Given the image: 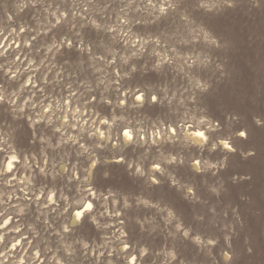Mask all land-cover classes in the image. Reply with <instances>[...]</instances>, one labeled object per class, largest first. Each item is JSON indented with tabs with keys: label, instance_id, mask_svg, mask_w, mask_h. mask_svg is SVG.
Segmentation results:
<instances>
[{
	"label": "rangeland",
	"instance_id": "rangeland-1",
	"mask_svg": "<svg viewBox=\"0 0 264 264\" xmlns=\"http://www.w3.org/2000/svg\"><path fill=\"white\" fill-rule=\"evenodd\" d=\"M170 2L161 11L164 0H0V96L20 93L0 101L12 144L0 135V261L10 252L5 264H65L71 252L72 264H225L230 245L239 264H264V6L240 0L208 18ZM181 126L182 137L211 126L229 143L246 127L254 155L226 156L213 135L215 148L189 152L172 139ZM123 131L140 142L126 144ZM177 152L218 167L187 178L162 163L174 182L157 188L153 163ZM187 218L217 244L178 243L174 225Z\"/></svg>",
	"mask_w": 264,
	"mask_h": 264
},
{
	"label": "snow or ice",
	"instance_id": "snow-or-ice-1",
	"mask_svg": "<svg viewBox=\"0 0 264 264\" xmlns=\"http://www.w3.org/2000/svg\"><path fill=\"white\" fill-rule=\"evenodd\" d=\"M225 2L227 4L228 0H225ZM164 3H165V8H162L161 9L162 11H167V9L174 8L176 6L173 2H170V0H164ZM204 3H208V0H204ZM231 3L234 6L239 7L240 0H231ZM192 6H198V5L195 4L194 0H188L186 7H192ZM262 6H264V5H262ZM184 19H187V17H185ZM213 43H215V41H213ZM193 87L200 89L201 92H203V90H204V85H202V84L196 83L193 85ZM134 99L141 101L142 103L145 102L143 93H141L140 95H135ZM0 101H3V97H0ZM147 103H152V104L159 103L158 95H154L152 93H149L147 96ZM104 123L107 124V121H104ZM188 127L191 128L193 126L188 125ZM182 129H183V126L180 127L179 131L177 128H172L171 129V132L173 134L172 139H174V140L175 139H182L183 137L179 134L180 131H182ZM257 129L264 132V116L261 117L260 123L257 124ZM190 133L194 134L195 137L198 138L194 142L198 143V142H200V140H203V142L208 143L209 146H212V142L209 141V135H213V140L215 141V143L217 145L222 146V150L224 151V154L226 156H231L232 154H239L240 149H243V151L245 153H248V155L250 157L254 155L253 153L248 152V147H245V143L248 142L249 137L251 135V131L248 130L246 127H238L236 129V131L233 133L232 143H229L227 138L217 139L216 136L213 134V130H212L211 126L207 127V129L205 128V130H203V131L194 129ZM124 135L130 136L132 140L134 139L132 133H130L129 131H123V136ZM153 143H155V141ZM173 151H175V149H173ZM192 151L195 152V149H193ZM164 160L168 161V163L165 164V167H167V165H171L172 170L176 171L178 175L186 176L187 178H190L195 173L203 172L205 169H211V168L218 167V165H211L207 161L202 162V158H195L194 156H191L189 153H185L184 158H180L179 152H177L176 155H173L170 157H165ZM164 160L153 163V168L155 169L156 175L149 177L150 182L153 185L157 186V188H159L161 181L164 182L165 186H167L169 183L174 182V180H170L165 175V172L161 168V164L164 163L163 162ZM118 163H120V164L124 163V157L123 156L120 157V161ZM113 168L115 169L116 165H113ZM104 171L105 170L103 168H97L98 180L102 181ZM136 171H138V170L136 169ZM139 171H140V169H139ZM141 173H143V172H141ZM141 176H143V175H141ZM156 176H159V179H156ZM102 182H104V181H102ZM185 190L191 194L190 199H192V200L197 199V193L193 192L192 187L185 186ZM211 191L215 192V189L213 188V189H211ZM201 195H202V193H201ZM88 208L91 209L92 205L89 204ZM77 215H80V213H77ZM207 215H208L207 213L204 214L205 220L207 218ZM183 225H184L183 227H181L180 225H174L177 229V236L180 238L178 243L182 242L184 244H190V242L195 240L196 244L202 245L205 248L210 246V245L214 246L217 244V240H216L215 236H212L210 239L201 240L200 235H206V233L204 232V226L197 228L196 222L191 220L190 218L185 219L183 222ZM189 227L191 228L190 231L185 230L186 228H189ZM221 241H223V237H221ZM226 247H227V250L223 252V261L227 262V264H239L238 259L235 258L236 250H234L231 246H226ZM246 251L248 252V249H246ZM252 251L254 252V249H252ZM229 253H232V255H229ZM142 254L147 255L146 253H142ZM133 259L135 260L136 257H133ZM146 264H147V261H146ZM177 264H179L178 260H177Z\"/></svg>",
	"mask_w": 264,
	"mask_h": 264
},
{
	"label": "clouds",
	"instance_id": "clouds-1",
	"mask_svg": "<svg viewBox=\"0 0 264 264\" xmlns=\"http://www.w3.org/2000/svg\"><path fill=\"white\" fill-rule=\"evenodd\" d=\"M194 2L196 5H198V6H194L195 10L197 12H199L201 15L208 17V18H211L220 12H226V11L234 10L237 8L236 6H234L231 3V0H228L227 4H226L225 0H208V3H204V0H194ZM249 3L252 5V7L260 8L262 5H264V0H249ZM24 7H27V5H24ZM21 10H23V9H21ZM9 19H10V17H9ZM92 23L95 25V27L97 29L102 27L100 24H96L95 21H92ZM52 48H55L58 51L59 45L53 43L51 45V47L49 48V51H51ZM133 55H135V53H133ZM124 63H127V58H125ZM17 71H19V69H17ZM197 84H200V83L197 82ZM204 88H205V86H204ZM19 94H20L19 92H12L10 95L0 96V97H3V100H6L8 103L14 104L15 103V97L18 96ZM25 103H27V101H25ZM19 111H22V108H20L19 106H16L15 108H13V112H19ZM260 121H261V119L257 120L256 123L259 124ZM49 123H51V121H49ZM201 124H204V121H197L196 122L197 127H199ZM207 127H209V126H207ZM207 127H206V129H207ZM212 130L214 131V129H212ZM56 131H60V129H56ZM81 131H84V130L81 129ZM0 135L5 137L2 141L3 144L7 145L8 149H12V144L9 143V139L7 138L9 136V134L3 133ZM100 135L102 136L103 134L101 133ZM124 137L127 138L125 141L126 144L139 143L140 142V133L139 132H137V140L136 141H133L131 139V137L128 135H124ZM44 139L48 142L49 147H59L60 146L59 144L52 145L50 142V138H48V137H45ZM68 139H72V137H68ZM197 139L198 138L195 137L194 134L187 133L186 135L183 136V138L181 139V142H182L184 148L187 149L189 152H191L193 149H203L205 147V145L207 144V143L203 142V140H200V142H198V143L194 142ZM63 142L64 141L62 140L61 143H63ZM81 147H83V146H81ZM212 147L215 148V144H213ZM84 151L87 152L88 149L85 148ZM13 158H15V157L13 156ZM163 162L165 164L168 163L167 160H164ZM137 170H138L137 172L140 173V175H144V173H141L139 171V168H137ZM65 231H67V229H65ZM2 239H3V237H0V240H2ZM17 243H18V241H17ZM15 246H16L15 244H12L13 248H15ZM5 248H7V244H5ZM248 253L249 254L253 253L251 247L248 248ZM10 258H11V253L9 252L7 255H5V259L0 261V264H5V262L8 261ZM29 260H30V264H31V261L34 260V258H29ZM11 264H23V261L20 260L19 258H17L16 260H12ZM65 264H72V253L71 252H69L67 257L65 258ZM225 264H227V262H225Z\"/></svg>",
	"mask_w": 264,
	"mask_h": 264
},
{
	"label": "bare ground",
	"instance_id": "bare-ground-1",
	"mask_svg": "<svg viewBox=\"0 0 264 264\" xmlns=\"http://www.w3.org/2000/svg\"><path fill=\"white\" fill-rule=\"evenodd\" d=\"M197 130H198V129H197ZM200 130H201V129H200ZM201 131H203V129H202ZM124 138L127 139L126 137H124ZM94 165H95V162L93 161V162L91 163V165H90V168H89V174L92 173V169L94 168ZM89 204H91V203H88V205H89ZM83 212H84V209L76 211L75 214H74V216H73V218H72L71 223H72V224H77V223L80 221ZM77 213H80V215H77Z\"/></svg>",
	"mask_w": 264,
	"mask_h": 264
}]
</instances>
